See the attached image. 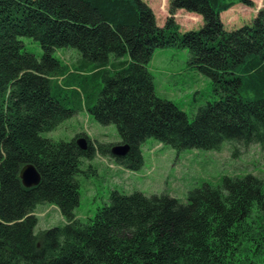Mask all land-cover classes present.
<instances>
[{
  "label": "trees",
  "instance_id": "16d2710c",
  "mask_svg": "<svg viewBox=\"0 0 264 264\" xmlns=\"http://www.w3.org/2000/svg\"><path fill=\"white\" fill-rule=\"evenodd\" d=\"M253 0H170L159 27L145 0H0V264H264V181L248 174L204 183L182 203L167 194L127 195L83 222V159L113 157V144L54 141L55 131L85 110L115 125L130 150L114 158L130 171L144 164L154 138L177 151L259 146L264 152V8L250 24L227 31L221 15ZM179 10L199 15V30L181 33ZM39 42L43 55L24 51ZM189 51L190 65L211 79L220 100L193 120L159 97L148 69L157 49ZM62 48L80 56L72 66ZM82 136V135H81ZM33 165L38 186L20 174ZM55 205L66 224L35 232L39 204Z\"/></svg>",
  "mask_w": 264,
  "mask_h": 264
},
{
  "label": "rangeland",
  "instance_id": "374dc122",
  "mask_svg": "<svg viewBox=\"0 0 264 264\" xmlns=\"http://www.w3.org/2000/svg\"><path fill=\"white\" fill-rule=\"evenodd\" d=\"M145 1L152 8L158 26L164 27L169 16L170 0ZM253 3V7L239 4L223 13L225 29L232 31L250 24L255 13L264 8V0H254ZM175 19L182 34L199 30L204 25L201 16L184 10L177 11ZM21 40L25 52L42 57L39 42L28 37ZM79 56L73 48L55 52V57L69 67ZM148 69L154 77L157 95L175 103L190 120L194 119L201 106L220 100V96L213 91L211 79L190 65L188 49H157ZM42 136L67 142L87 138L92 143L114 146L121 145L122 141L115 125H102L85 110L64 121L55 131L42 133ZM141 151L144 164L139 171L127 170L119 166L113 157L100 153L92 160L83 159L82 172L78 177L80 205L75 210L77 219L86 222L93 218L99 209L110 203L109 198L114 191L127 195L141 192L148 197L167 194L187 203L190 191L201 188L204 183L218 186L224 177L251 174L264 181V152L259 146L237 149L233 143L226 142L217 151L192 149L179 152L149 138L142 144ZM34 214L38 218L36 233L66 224L61 211L49 203L39 204Z\"/></svg>",
  "mask_w": 264,
  "mask_h": 264
},
{
  "label": "water",
  "instance_id": "95a60500",
  "mask_svg": "<svg viewBox=\"0 0 264 264\" xmlns=\"http://www.w3.org/2000/svg\"><path fill=\"white\" fill-rule=\"evenodd\" d=\"M76 144L81 150H86L88 147V142L85 138L77 139ZM129 150L130 146L128 144H121L114 146L111 153L114 158H122L128 154ZM20 177L24 186L27 188L36 187L41 182V175L33 165H26L22 169Z\"/></svg>",
  "mask_w": 264,
  "mask_h": 264
},
{
  "label": "crops",
  "instance_id": "0c3cea01",
  "mask_svg": "<svg viewBox=\"0 0 264 264\" xmlns=\"http://www.w3.org/2000/svg\"><path fill=\"white\" fill-rule=\"evenodd\" d=\"M253 1H254V0H253ZM233 8H234V7H233ZM233 8H232V9H233ZM232 9H230V10H232ZM256 14H257V13H255V15H256ZM175 16H176V15H175ZM221 18H222V15H221Z\"/></svg>",
  "mask_w": 264,
  "mask_h": 264
}]
</instances>
